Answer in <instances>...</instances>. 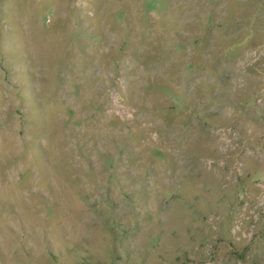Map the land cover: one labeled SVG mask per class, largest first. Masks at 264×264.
<instances>
[{"label":"rangeland","instance_id":"obj_1","mask_svg":"<svg viewBox=\"0 0 264 264\" xmlns=\"http://www.w3.org/2000/svg\"><path fill=\"white\" fill-rule=\"evenodd\" d=\"M0 264H264V0H0Z\"/></svg>","mask_w":264,"mask_h":264}]
</instances>
